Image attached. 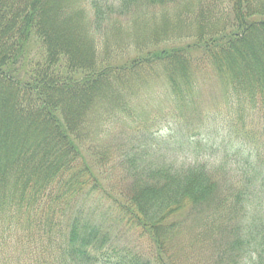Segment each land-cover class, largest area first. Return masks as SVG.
I'll list each match as a JSON object with an SVG mask.
<instances>
[{"label":"trees","instance_id":"16d2710c","mask_svg":"<svg viewBox=\"0 0 264 264\" xmlns=\"http://www.w3.org/2000/svg\"><path fill=\"white\" fill-rule=\"evenodd\" d=\"M206 67L264 120V0H0L1 241L62 232L60 264H264V152L223 184V166L175 170L148 149L114 174L94 146L150 71L184 108Z\"/></svg>","mask_w":264,"mask_h":264},{"label":"rangeland","instance_id":"374dc122","mask_svg":"<svg viewBox=\"0 0 264 264\" xmlns=\"http://www.w3.org/2000/svg\"><path fill=\"white\" fill-rule=\"evenodd\" d=\"M190 40L191 38L186 41ZM117 52L130 54L133 50L129 47ZM148 76L146 86L141 83V88H136L139 92L137 100L133 101L136 111L129 117L117 115V118L107 119L103 127L104 134L97 137L100 141L94 138V146L97 150H102L101 153L104 152L103 145L110 147L108 155L112 157L107 155L102 166L110 168L114 174H121L129 167V162L122 161L125 154L134 155L139 150L148 149L145 162L170 165L175 170L184 169L196 162L211 166L212 169L223 166L220 170L223 184H233L237 180L246 183L241 177V172L246 169L245 156L250 155L255 160L259 156V150L264 152V120L260 118L258 109H251L246 102H240L239 107L235 101L231 103L229 99L223 98L224 85L210 67L196 72L197 92L186 100L188 104L184 108L180 107L181 104L170 92L160 73L150 71ZM3 117L8 119L6 121L10 126L12 120L4 111L2 122L6 125ZM1 128L0 122V134ZM172 131L179 136L173 138L176 135ZM147 138H151L149 148L145 144ZM113 160L116 162L114 165ZM93 170L97 172L95 166ZM248 173L250 172L247 171L245 175ZM225 178L231 179L232 183H226ZM7 231V238L3 241L0 238V264H60L64 253L61 250L64 244L62 232L58 233L56 242L40 235H35V239L31 241L30 237L33 235L24 234L22 243L25 246L22 247L14 236L20 231ZM8 238L12 240H7ZM116 241L127 249L149 253L145 239H137L136 234L128 233Z\"/></svg>","mask_w":264,"mask_h":264}]
</instances>
